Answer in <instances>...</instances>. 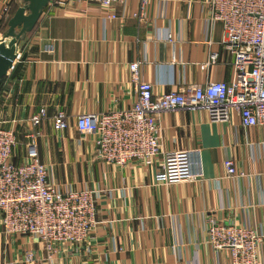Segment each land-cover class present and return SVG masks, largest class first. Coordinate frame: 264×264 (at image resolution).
Instances as JSON below:
<instances>
[{
    "label": "crops",
    "instance_id": "1",
    "mask_svg": "<svg viewBox=\"0 0 264 264\" xmlns=\"http://www.w3.org/2000/svg\"><path fill=\"white\" fill-rule=\"evenodd\" d=\"M24 5L25 0H0V34ZM139 7L138 1L111 10L49 4L20 41L0 87V120L18 140L13 162L25 163V134L45 108L38 145L50 182L63 192L92 190L99 197L87 241L63 244L51 258L38 239L7 236L0 225V264H232L227 250L208 243L210 217L260 234L264 264V128L243 127L234 112L227 122L211 121L205 110L164 112L158 118L160 155L151 164L124 166L102 161L96 136L77 129L81 114L134 105L129 66L135 62L155 95L233 79V57L221 45L223 24L210 22L204 0H149L141 19L134 16ZM112 12L114 19L108 18ZM59 111L69 117L62 132L52 120ZM181 151L194 155L203 175L159 182L164 156ZM229 159L237 170L233 178L225 175Z\"/></svg>",
    "mask_w": 264,
    "mask_h": 264
},
{
    "label": "built area",
    "instance_id": "2",
    "mask_svg": "<svg viewBox=\"0 0 264 264\" xmlns=\"http://www.w3.org/2000/svg\"><path fill=\"white\" fill-rule=\"evenodd\" d=\"M138 1L141 19L149 0H52L51 5L88 4L105 10ZM210 22L223 24L222 48L233 57L234 76L230 82L173 90L155 95L154 87L142 77L141 64H130V81L136 101L126 110L104 114H81L77 129L96 136L97 156L104 162L124 166L132 162L151 164L161 153L159 116L178 110H205L211 121L227 122L234 112L243 127L264 128V0H204ZM12 14L6 7L7 18ZM116 18L112 12L109 17ZM4 33L0 34V40ZM171 42L172 36L166 38ZM217 56H213L215 60ZM48 118L41 109L31 119L25 134L26 161L13 162L18 143L16 132L0 120V225L7 236L38 239L51 258L63 244L82 245L96 225L98 193L92 190L63 192L49 180V171L40 160V126ZM56 131L68 128V115L53 117ZM191 152L164 156L157 180L165 184L192 181L203 174ZM227 178L237 174L234 160L224 162ZM206 235L215 250H227L232 264H260L262 236L246 227L208 219ZM32 262V254L26 256ZM14 264V263H9Z\"/></svg>",
    "mask_w": 264,
    "mask_h": 264
},
{
    "label": "water",
    "instance_id": "3",
    "mask_svg": "<svg viewBox=\"0 0 264 264\" xmlns=\"http://www.w3.org/2000/svg\"><path fill=\"white\" fill-rule=\"evenodd\" d=\"M52 0H25L8 23V30L0 40V87L9 69L18 58L20 41L37 27L44 10Z\"/></svg>",
    "mask_w": 264,
    "mask_h": 264
}]
</instances>
